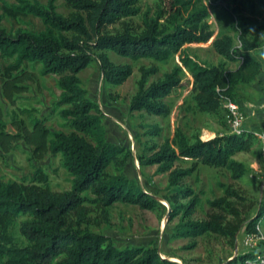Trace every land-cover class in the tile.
I'll use <instances>...</instances> for the list:
<instances>
[{"label": "trees", "instance_id": "obj_1", "mask_svg": "<svg viewBox=\"0 0 264 264\" xmlns=\"http://www.w3.org/2000/svg\"><path fill=\"white\" fill-rule=\"evenodd\" d=\"M63 1L71 10L68 15L57 11L56 0H47L45 4L38 0H12L1 1L0 5V10L11 16L33 15L43 24L38 31L26 28L7 31L0 14V56L13 60L0 71L5 97L11 99L13 91L25 89L18 83L23 65L39 64L40 75L58 76L56 85L60 93L53 104L58 109L61 107L58 114L71 129L68 133L50 131L34 117L30 130L17 133L33 146L36 154L48 151L60 155L63 168L71 176L70 188L53 192L47 175L39 168L28 181L0 180V264H179L161 257L155 246L119 249L109 237L81 226L85 220V203L96 204L105 218L116 202L147 210H157L160 205L129 178L107 171L111 164H123L129 152L106 139L101 108L88 97L78 74L97 61L103 81L118 86L132 74V67L115 63L108 51L132 61L148 58L167 62L176 58L173 67L157 80L149 81L158 72L155 66L139 68L137 90L130 98L129 112L168 116L170 107L164 99L175 89L188 88L190 81L194 108L217 115L221 110L226 112V99L235 102L239 87L253 82L261 73L262 69L251 61L248 53L257 41L251 42L249 28H255L252 35L264 31V20L255 19L253 8L248 13H243L239 4L230 9L232 29L244 44L240 65L239 59L229 51L233 37L214 36L206 21L208 7L198 0H160L153 12L149 8L142 10V0ZM134 16L141 17L138 29L125 21ZM116 24L121 28L109 29ZM207 42L223 58L217 65L204 64L185 47ZM228 61L238 64L228 68ZM184 70L191 79L183 78ZM4 126L0 119V135H5ZM146 127V135L160 136L161 126ZM11 137L17 139L16 134ZM252 137L251 132L241 131L206 140L195 136L190 140L176 129L173 137L164 138L162 143L144 145L145 151L137 156L139 165H155L156 173L168 174L165 188L169 194L163 200L169 205L170 219L179 216L176 236L195 239L212 232L233 240L243 225L245 231H251L264 211V204L247 222L223 223L219 217L191 220L200 196L192 187L182 184L185 177L192 175L193 167H181L178 163L189 160L224 168L232 178L239 179L247 168L233 156L247 150ZM210 203L223 208L229 206L224 198ZM74 212L78 213L76 224L68 219ZM19 218L18 233L22 240L13 235ZM195 245L192 241L189 247ZM249 254L237 255L228 264Z\"/></svg>", "mask_w": 264, "mask_h": 264}, {"label": "rangeland", "instance_id": "obj_2", "mask_svg": "<svg viewBox=\"0 0 264 264\" xmlns=\"http://www.w3.org/2000/svg\"><path fill=\"white\" fill-rule=\"evenodd\" d=\"M12 2V0H0ZM45 4L47 0H38ZM208 7L209 14L206 21L214 31V36L231 35L234 42L238 36L232 29V15L230 9L239 4L243 13L253 8L255 19L264 20V0H198ZM160 0H142V10L149 8L152 12L159 6ZM57 11L68 15L70 9L63 0H56ZM2 26L7 31L26 28L34 31L41 30L43 24L33 15L11 16L0 10ZM140 16L126 18L128 24L138 29ZM121 25L110 26L114 31ZM258 40L259 33L253 35ZM189 54L207 65H217L223 58L215 52L209 42L185 45ZM108 56L115 63L129 64L132 74L118 86L106 84L102 77L97 61L80 71L79 78L82 86L87 90L88 97L99 105L102 111V121L106 129V139L128 149V156L123 164H111L110 174H122L132 180L138 187L151 194L159 202V209H142L135 204L116 202L105 218L101 208L94 203H85V220L82 227L92 232L103 234L119 249L126 247L155 246L161 257L174 260L179 264H228L237 255L246 254L249 249L242 245L244 225L235 233L232 240L229 237L207 233L202 236L185 238L176 236V226L180 222L179 216L169 217V205L163 196L169 194L166 190L167 173H156L155 165L141 166L137 156L144 152L146 143L160 144L164 138L173 137L176 129H180L188 139L198 136L202 140L216 135L230 134L231 127L221 110L213 115L198 111L191 100V87L175 89L164 100L170 107L168 116L149 115L144 111L129 112L130 98L137 90L140 67L155 66L158 72L150 76L149 81L157 80L169 71L177 62L170 59L158 62L148 58L137 61L118 56L108 51ZM13 60L0 56V71ZM238 61H228V68H235ZM39 64L26 63L19 75L24 90L13 91L12 98L4 95L2 79L0 78V119L5 123L3 134L0 135V180L17 182L28 181L35 169L39 168L46 174L50 188L55 193L70 188L71 176L63 168L60 155H52L45 151L41 155L33 151L31 144L25 143L17 133L30 130L31 119L39 118L48 130L70 132L65 120L58 114L61 108L54 107L53 102L58 99L60 90L56 85L58 78L55 74L40 75ZM183 78L191 79L187 70ZM264 101V69L253 82L239 87L235 99L243 113L241 131L251 132L253 135L249 148L234 154L236 160L241 161L247 168L246 173L239 179L231 177L224 168L210 166L192 161H182L181 167H193L191 176L185 177L182 184L192 187L199 192L200 203L190 216L191 220H208L219 217L223 223L247 222L256 215L264 204V157L260 152L258 134L264 133V116L249 115L245 109L247 102ZM63 108V107H62ZM159 125L162 128L160 136L152 138L145 134L146 126ZM1 130V129H0ZM16 134L17 139L12 138ZM229 191L233 193L230 194ZM224 198L228 208L215 206L211 201ZM184 201V200H183ZM19 218L14 226L13 235L23 239L18 233ZM74 224L78 221V213H71L68 217ZM195 241L196 245L189 247Z\"/></svg>", "mask_w": 264, "mask_h": 264}, {"label": "built area", "instance_id": "obj_3", "mask_svg": "<svg viewBox=\"0 0 264 264\" xmlns=\"http://www.w3.org/2000/svg\"><path fill=\"white\" fill-rule=\"evenodd\" d=\"M226 119L230 124L231 132L238 134L241 132L243 113L236 102L230 99L225 100ZM260 142V152L264 157V133L258 134ZM264 188V183H263ZM242 245L249 249V255L237 260L234 264H264V211L254 223L251 231H243Z\"/></svg>", "mask_w": 264, "mask_h": 264}, {"label": "clouds", "instance_id": "obj_4", "mask_svg": "<svg viewBox=\"0 0 264 264\" xmlns=\"http://www.w3.org/2000/svg\"><path fill=\"white\" fill-rule=\"evenodd\" d=\"M253 33H255V28H249V34H251L252 37L251 42H253V40L255 39V37L252 35ZM243 48V40L238 38L237 41L234 42L229 49L231 54L239 59L240 65L242 63L240 54L244 52ZM248 53L251 56V61L254 62L259 68L264 69V31L259 33L258 40L256 41V46L254 48H251V52ZM251 53H255V55H252ZM245 109L249 115L264 116V101H249L245 104Z\"/></svg>", "mask_w": 264, "mask_h": 264}]
</instances>
